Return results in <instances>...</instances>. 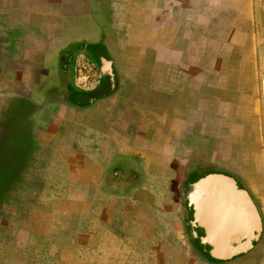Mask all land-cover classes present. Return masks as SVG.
Returning <instances> with one entry per match:
<instances>
[{
    "label": "crops",
    "instance_id": "crops-1",
    "mask_svg": "<svg viewBox=\"0 0 264 264\" xmlns=\"http://www.w3.org/2000/svg\"><path fill=\"white\" fill-rule=\"evenodd\" d=\"M221 2L222 0H212L213 5L210 10L216 15L222 9ZM205 3V0H178L177 2L173 0H0V29L3 27L4 31L11 30V45H8L10 51H7L6 43L0 40V105L7 102L8 93L26 97L35 91L40 93L48 91L49 87H51V93L55 91L53 94L65 93L68 84L63 83L64 74L67 72L68 63H74L73 84L77 89L72 91L70 100L61 101L60 113L54 116L63 125L65 119L63 114L67 109L72 108L68 104L71 101L75 104L74 108L77 105V108L80 106L84 109V112L80 113L82 122L79 123L83 126L72 127L73 137L70 136L71 140L66 146H63L64 141L61 140L62 152L61 155H57V159L59 158L69 167L67 178L71 184L65 189L63 186L61 189L58 187L55 189L86 191L91 184L99 186L100 189H105L104 186L107 184L108 178L103 176V172L101 175H95L96 169L102 164H98L96 158L92 157L88 151L78 149L77 152H73L71 150L69 154L74 138H79L81 142H88L91 146L95 144L94 135H97L98 131L104 135L109 134V140L123 142L124 147H130L127 145L128 141L135 140L139 142L138 154L143 158L147 169L150 167L149 171L153 177L156 174V177L163 175L159 165H165L171 161V157L174 162H177L175 166L184 165V171H181L179 176L177 172V176L169 180L168 188L165 182V189L169 191L168 196L165 197L162 191L159 192L158 185V188L154 189L158 195L156 200L158 209L163 217L159 222L153 221L152 229L163 233L164 242L167 243V247L164 248L170 249L167 252L176 254V251L183 253L187 251L189 254L195 244L202 245L200 240L195 241L202 232L193 225V212L188 209L185 198H181L184 200V203H181L180 193L174 194V187L179 184L184 185L180 182L187 181L192 184L207 175H220L245 192L256 216V228L252 230L249 242L245 244L243 250L232 255L245 252L259 233L264 257V69L259 70V74L255 75L260 77V84L254 87L257 90L256 98L252 103L254 110L248 109L250 101L241 105L239 100L231 98V101H225L222 97V101L217 99L211 103L210 106L213 107L219 104V109L209 116L206 97L209 75L216 78L238 79L241 76L240 61H251L247 55L236 51L239 46L249 48V45H264V36L260 37L258 34L255 39L249 36L253 34L255 27V12H259L262 8L254 0H227L225 8L229 7V10H224L230 12L231 18L222 16L223 19H219L216 26L209 29L208 11L202 15L200 10L202 8L205 12L209 10ZM195 5H199V9L195 8ZM95 14L98 15V19L93 18ZM240 16H242L241 19ZM230 19L231 22L233 21L232 24H228ZM240 21L243 22L242 28L238 27ZM57 26L62 29V32L51 34L55 31L53 28ZM51 29H53L52 32H50ZM239 29L246 31L249 39L245 41L244 38L241 41ZM262 29L264 30V21ZM90 31L93 34L96 31L98 33L94 36L92 33L88 34ZM209 33L214 37H209ZM72 34L73 37H69ZM88 35L98 37L100 41L97 44L101 43L100 46H103L102 52L94 51L99 55L98 63H93L81 52L76 54L75 59L72 56L74 53L67 54V58L63 55L75 44L83 43L89 47L97 45L84 38ZM107 42L111 45V51L106 46ZM55 44L59 45L56 49H54ZM209 47L215 49L212 59H209ZM257 53L256 55L261 57L264 63V50L260 49ZM54 61L57 63L55 67H53ZM209 62H219L221 68L215 67L212 73H209ZM234 64H236L235 69ZM225 65H227L226 68ZM106 70L110 71V74ZM101 71H106V74L102 76ZM53 78L59 79V86L56 84V87L53 86L51 82ZM142 78L155 79L153 93L162 94L164 100V102H160V98L153 100L152 116L149 119L142 113V110H145V100L133 103L130 115L125 113L128 106L126 108L121 101L122 98H127L128 95L130 97V94L137 90H140L141 94L144 93L146 89L142 88L144 86ZM42 79L48 81L45 80L43 86ZM119 79H122L120 84ZM126 79L131 80L133 84L128 90L125 87ZM193 86L200 94L196 99L198 105L196 111L198 109L199 118L197 119V114L198 121L194 123H198L205 129V135L199 134L206 139L210 137L208 135H211L217 142L222 143L221 150L220 146H217L216 158L226 160L232 175L242 178V184H238L235 182L237 179L234 180L231 174L224 172L221 169L222 165L219 168L213 163L207 164L206 167L193 168L192 165L195 164L189 166L193 157L176 156L175 153L182 146L186 131L191 132V129L186 130V127L193 126L192 120H187L193 111L192 101L195 98H192ZM210 87L221 92L226 88L223 85ZM97 89L102 92L96 91ZM231 90L234 92L233 86ZM180 95H183L182 100ZM176 96L180 98L181 104L177 103ZM53 99L59 102L56 96ZM85 103H96L95 106H99L98 110L102 112V116L96 118V115L89 114L90 111H85L87 108L83 106ZM172 105L173 114L170 112ZM176 105H179L177 112ZM242 109L247 113L242 114L240 111ZM70 111L73 112V109ZM186 112L189 115H186ZM139 117L141 119L138 122ZM90 124L95 133L90 137L82 135L78 137L77 131H83ZM208 126L210 131L207 130ZM0 128L4 129L2 125ZM89 130L90 128L88 132ZM250 138L252 142L249 144ZM246 139L248 140L245 144ZM2 142L3 140L0 139V144ZM233 144H236L234 148ZM230 146L232 150L237 151V147L244 149L245 152L235 153ZM189 148L191 149V146ZM148 150H151V154ZM99 171H102L101 167ZM78 181L83 182L78 183ZM55 182L57 183V180ZM141 182L139 179L136 187ZM158 182L161 183V181ZM70 198L73 200L72 205L76 206V197L73 195ZM0 201L11 206L9 192L4 191L0 195ZM55 204H59V200H55ZM5 205L1 204V206ZM20 205L27 204L16 206ZM153 205L156 206V204ZM42 227L39 236L45 237L47 235L41 231ZM90 231L89 228L88 234ZM187 232L190 234L188 235ZM79 234V230L71 234L72 251L80 245ZM26 236H29L28 232ZM148 240L151 246L156 244L152 241L153 238ZM206 252L210 254L209 251Z\"/></svg>",
    "mask_w": 264,
    "mask_h": 264
},
{
    "label": "rangeland",
    "instance_id": "rangeland-1",
    "mask_svg": "<svg viewBox=\"0 0 264 264\" xmlns=\"http://www.w3.org/2000/svg\"><path fill=\"white\" fill-rule=\"evenodd\" d=\"M173 1L177 2L178 0ZM205 1L209 10L207 9L206 12L203 11L204 8L200 10L202 15H205L208 11L207 24L209 29L216 26L215 24L218 23L219 19H223L222 16L227 19L231 18V14L228 11L229 7L225 8L227 0H222L221 2L222 9L218 13L220 16L210 10L213 5L212 0ZM254 1L263 9L257 13L255 12V27L252 31L253 34L249 35L255 39L258 34H260V37L264 36V30L262 29L264 0ZM195 6L198 9L200 7L199 5ZM93 18L98 19V15H93ZM232 22L230 19L228 24H232ZM238 27L242 28L243 22L240 21ZM53 29L55 31L51 34H60V31L62 32L59 26ZM241 30L239 29L240 39L242 41L245 38L244 40L246 41L249 39L247 37L248 34L246 31ZM91 33L90 31L88 34ZM97 33L96 31L92 35L95 36ZM69 37H73V34ZM209 37L214 36L209 33ZM84 38L93 41V44H97L100 41L98 37L94 38L91 35ZM77 39L79 40V38ZM0 40L6 43L8 49L6 50L10 51L11 49H9L8 45H11V30L4 31L2 27L0 29ZM86 45L83 43L75 44L63 55L67 58L69 54L74 53L72 56L75 59L76 54L81 52L93 63H98L99 55L94 53V51L102 52L101 48L103 49V46H100L102 44L92 47ZM58 46V44H55L54 49ZM106 46L111 51L112 48L108 42ZM260 49L264 50V45H249V48L239 46L236 49L241 54L247 55L248 59L251 58V61H240L241 76L238 79L216 78L209 75V78H207L209 86L206 94L209 116L215 114L219 109V104L213 107L210 106L211 103H214L217 99L222 101V97L225 101H231V98L239 100L241 105L250 101L248 109L254 110L252 103L256 98L257 92L254 87L260 84V77H255V75L259 74V70L263 71L262 69H264L262 58L256 55L258 50L260 52ZM6 50L5 52H7ZM214 50V48H208L209 59L214 57L212 55ZM56 64V61H54L53 67ZM235 65L234 69L236 68ZM220 66L221 63L219 62H209V73L215 67L221 68ZM226 67L227 65H225ZM67 68L63 80V83L68 84L65 93L53 94L55 91L51 93V87L48 88V86V91H42L43 93L35 91L26 97L16 93H8L6 95L8 98L7 102L0 105V125L4 128H0V139L3 140L0 144V195L4 191L9 192V201L12 203L11 206L0 203V264H264L259 233L245 252L231 255L227 258H215L207 252L200 251V244H195L189 254L187 251L184 253L176 251V254L167 252L170 249L164 248L167 247V243L164 242L163 233L152 229L154 222L161 221L163 217L158 209L159 205L156 202L158 195L154 189L158 185L160 187L159 192L161 193L162 191L165 197L168 196L169 191L165 189V182L167 186L169 180L177 176V172H179V176L180 172L184 171V165L175 166L177 162H174L171 157V161H168L165 165H159L163 175L156 177V174L153 177L149 171L150 167L147 169L143 158L138 154V141L129 140L127 145L130 147H124L123 142L109 140V134L104 135L98 131L97 135H94L96 138L95 144L91 146L88 142H81L79 138H74L75 141L69 150V154H71V150L73 152H77L78 149L88 151L92 157L96 158L98 164H102L96 169L95 175H101L103 172V176H107L108 181L104 186L105 189H100L99 186L91 184V187H88L86 191L75 189L61 191L62 186L65 189L70 187L71 183L67 178L69 167L62 160L57 159V155H61L60 153L62 152L60 143L64 141L63 146H66L70 142L72 127L81 125L79 124L82 122L80 113L84 112L83 107L79 106L77 108L76 105L74 108L75 104L70 101L68 104L72 106L70 109H73V112L70 109L64 110L65 119L63 125L54 116V114L60 113L61 101L67 102V100H70L72 91L77 89L73 84L74 63H68ZM9 73L11 74V71ZM45 80L42 79V86L47 81ZM58 80V78H53V81H51L53 86H59ZM126 80L125 87L128 90L133 84L131 80ZM141 80L144 82L142 88L146 89L144 93L141 94L140 90H137L131 94L129 93L130 97L128 95L127 98H122L121 101L124 102L126 108L128 106L125 113L127 112V115H130L133 103L145 100V110H142V113L149 119L152 116L153 100L155 98H160V102H164V100L162 99V94L153 93L154 83H156L155 79L142 78ZM121 81L122 79L118 83L120 84ZM52 83L50 84L51 86ZM220 85L226 87L222 89L223 92L210 87ZM231 86L234 87V92L231 90ZM120 95L122 96V94ZM55 96L59 102L53 99ZM199 96V91L195 90L193 86L192 98L195 97L193 98L194 101H192L193 111L191 117H187V120H192L193 126L186 127V130L191 129V132L186 131L182 146L179 147L175 154L177 157H193V161L189 162V166L195 164L192 165L193 168L206 167L207 164L212 165L213 163L216 167H221L222 165L221 169L224 172H228L234 180L237 179L235 182L242 184V178L232 175L226 160L216 158L217 146H220L219 149L221 150L222 143L217 142L211 135H208L210 137L207 139L200 136L201 134L205 135V129L198 123H194V121H198L196 120V115L198 114V109L196 111V108H198L196 99ZM180 98L182 100L183 95H180ZM180 98L176 96L178 104H181ZM91 104H83V106L87 107L85 111H90L91 113L89 114H94L96 118H100L102 112H99V106H95L96 103ZM176 106L177 112L179 111V105ZM95 107L96 109H93ZM240 111H242V114L247 113L244 109ZM170 112L171 114L174 113L173 105L170 108ZM185 114L189 115L188 112ZM140 117L137 118L138 122L141 119ZM88 125L87 127L90 128L89 132L88 128L83 131L78 130V137L80 135L90 137L95 133L92 129V124ZM209 128L210 126L207 127L208 131H210ZM139 132L141 131L139 130ZM247 140L244 141L245 144ZM251 142L250 138L249 144ZM187 145L191 146V149ZM235 146L236 144H233V148ZM236 150L239 151L238 153L245 152L244 149L237 147ZM232 151L237 153L235 150ZM148 152L151 154V150H148ZM150 161H152V158H150ZM100 167L102 169L101 172L99 171ZM69 175H71V171H69ZM139 179L142 182L136 187ZM56 180L57 183L55 182ZM158 181H161V183ZM82 182L78 181V183ZM180 183L182 185L185 184V182ZM74 185L76 186V184ZM176 186L178 187L177 190ZM176 186L174 187V194L178 193L179 195L180 193L182 195L183 186L180 184ZM56 187L60 189H55ZM73 195L76 197V206L72 205L73 200L70 198ZM179 198L183 199L184 196ZM182 199L181 203H184ZM55 200H59V204H55ZM1 204L5 206H1ZM19 204L27 205L16 206ZM153 204H156V206L154 207ZM41 221L42 224L40 225ZM41 226L44 227V229L42 227L41 231H44L47 235L45 237L39 236ZM89 228L91 230L90 234H88ZM78 230L81 242L79 247L72 251L71 234L76 233ZM26 231L29 236H26ZM148 238H153L152 241L156 244L151 246Z\"/></svg>",
    "mask_w": 264,
    "mask_h": 264
},
{
    "label": "water",
    "instance_id": "water-1",
    "mask_svg": "<svg viewBox=\"0 0 264 264\" xmlns=\"http://www.w3.org/2000/svg\"><path fill=\"white\" fill-rule=\"evenodd\" d=\"M106 71H101V75ZM189 185L195 191L188 199L193 209V225L201 230L199 240L210 248V255L226 258L243 250L256 228V216L245 192L220 175H207ZM184 186H188L187 181ZM182 193L185 197L186 192Z\"/></svg>",
    "mask_w": 264,
    "mask_h": 264
},
{
    "label": "flooded vegetation",
    "instance_id": "flooded-vegetation-1",
    "mask_svg": "<svg viewBox=\"0 0 264 264\" xmlns=\"http://www.w3.org/2000/svg\"><path fill=\"white\" fill-rule=\"evenodd\" d=\"M190 183L188 182V186L185 188V186L183 185V191H185L186 193H185V202H186V205H187V207H188V209H190L191 210V212H193V209L191 208L192 207V205L191 204H188V199L191 197V196H194L195 195V191L194 190H192V188L190 187V185H189ZM180 196H184V194H182V195H180ZM192 215V214H191ZM193 228V227H192ZM198 228V227H197ZM187 234L189 235L190 234V232H187ZM195 241H199V238L197 237L196 238V240ZM201 247V249H200V251H203V252H206V251H209L210 250V248L208 247V246H206V245H200ZM209 254V253H208ZM232 255V254H231Z\"/></svg>",
    "mask_w": 264,
    "mask_h": 264
}]
</instances>
